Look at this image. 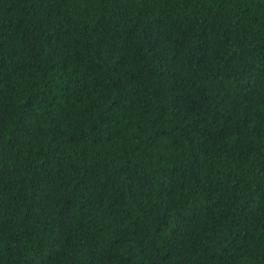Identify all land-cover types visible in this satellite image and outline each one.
I'll list each match as a JSON object with an SVG mask.
<instances>
[{
    "label": "trees",
    "instance_id": "obj_1",
    "mask_svg": "<svg viewBox=\"0 0 264 264\" xmlns=\"http://www.w3.org/2000/svg\"><path fill=\"white\" fill-rule=\"evenodd\" d=\"M0 264H264V0H0Z\"/></svg>",
    "mask_w": 264,
    "mask_h": 264
}]
</instances>
